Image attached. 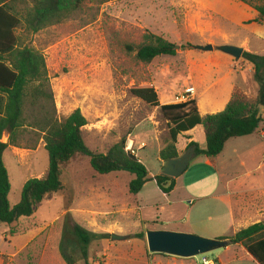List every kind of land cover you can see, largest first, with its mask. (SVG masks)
Here are the masks:
<instances>
[{"label": "rangeland", "instance_id": "rangeland-1", "mask_svg": "<svg viewBox=\"0 0 264 264\" xmlns=\"http://www.w3.org/2000/svg\"><path fill=\"white\" fill-rule=\"evenodd\" d=\"M258 18L238 0H87L65 22L24 35V43L45 56L59 121L79 109L88 122L86 144L97 153L131 137L135 156L149 173L159 175L160 151L171 140L169 124L159 107L151 108L132 90L154 87L160 103L167 105L184 102L189 87L208 101L238 86L254 100L262 85L252 64L196 47L241 44L244 51L264 53V22ZM148 34L174 44L177 54L149 64L138 61L136 51L147 43ZM2 140L9 141L7 133ZM19 144L21 148L10 146L4 154L11 208L19 204L25 183L43 178L49 166L41 134L28 129ZM193 165L185 177L202 176ZM129 178L128 172L100 175L88 159L77 158L63 170L57 194L32 217L2 227L0 264H67L59 247L65 227L76 224L97 235L89 248L92 264H202L204 258L231 264L227 260L235 257L241 259L234 264H257L233 244L190 259L149 252L147 232L176 228L191 207V197L183 198L182 190L164 194L154 181L133 195ZM180 198L181 213L167 206ZM113 234L127 239L114 241Z\"/></svg>", "mask_w": 264, "mask_h": 264}, {"label": "trees", "instance_id": "trees-1", "mask_svg": "<svg viewBox=\"0 0 264 264\" xmlns=\"http://www.w3.org/2000/svg\"><path fill=\"white\" fill-rule=\"evenodd\" d=\"M105 4L117 0H95ZM259 15L264 22V0H238ZM87 0H0V225H12L23 217H32L47 198L63 187L62 172L77 158L89 160L93 170L100 175L128 172L134 176L129 183L133 195L142 192L144 186L156 182L164 194L173 192L176 179L160 174L149 177V171L140 159L125 150V140L113 145L107 153L91 150L85 141L84 128L87 119L79 109L64 121H59L51 89L45 56L25 45L24 35L38 32L65 22L78 12ZM19 31L21 33H19ZM145 44L137 49L138 61L149 64L160 56H175L176 46L160 36L146 35ZM242 58L255 68L256 81L262 87L254 100H249L236 86L226 109L217 114L202 116L195 100L162 105L154 87L132 90V94L151 108L159 107L168 121L170 142L160 151V159L178 158L179 137L198 126L204 129L206 149L195 142L196 156L214 161L230 139L254 134L261 125L264 128V55L245 51ZM42 135L49 155V166L43 178L27 181L21 200L14 208L9 203L10 177L4 163V154L12 147L21 148L19 141L26 130ZM9 141L3 143L4 134ZM143 236V235H140ZM97 235L80 225L66 226L60 244L61 256L67 264H92L89 248ZM229 245H241L259 263L264 264V223L240 230L234 236L222 238ZM75 254H79L77 259ZM163 255V254H159Z\"/></svg>", "mask_w": 264, "mask_h": 264}, {"label": "crops", "instance_id": "crops-1", "mask_svg": "<svg viewBox=\"0 0 264 264\" xmlns=\"http://www.w3.org/2000/svg\"><path fill=\"white\" fill-rule=\"evenodd\" d=\"M229 45L241 47V44ZM248 52L264 55L260 52ZM226 56L231 58L229 55ZM235 87L232 88L231 92L226 91L219 97L208 101L200 100L195 92L194 95L186 96L184 102L195 100L198 111L202 116L217 114L226 109ZM261 114L264 115V108H261ZM192 142L197 143L200 149H206L205 133L201 126L179 137L178 151L180 155L188 149ZM164 164L161 160L162 170ZM192 164H194L193 169L200 168L202 176L191 175L185 177V173L176 179V186L171 194L182 190V193H180L182 197L190 196V203L192 204L182 217V222L180 224L176 223V228L172 231L200 234L211 239H222L234 236L240 230L247 228L246 223H264L263 125L252 135L230 139L226 143L224 151L214 161H210L205 156H195L188 171H186L187 174L190 172ZM155 176L157 175L149 173L150 178ZM133 179L134 176L129 178V183ZM205 191L208 192L205 193ZM182 203L183 200L180 198L178 201L169 202L167 206L175 208L178 213H181ZM213 208L216 210L214 211ZM252 216L255 218L251 220ZM211 224L214 225L211 226ZM5 225H0V234L2 227ZM153 231L159 230L153 229ZM0 239L2 240V236ZM234 246L245 250L244 256L259 264L243 246ZM239 259L241 258H230L227 263L234 264ZM216 262V264H223L221 259Z\"/></svg>", "mask_w": 264, "mask_h": 264}, {"label": "water", "instance_id": "water-1", "mask_svg": "<svg viewBox=\"0 0 264 264\" xmlns=\"http://www.w3.org/2000/svg\"><path fill=\"white\" fill-rule=\"evenodd\" d=\"M203 52L220 51L239 61L244 48L234 45H222L213 47L212 45L197 46ZM178 49V47H176ZM3 143H7L2 140ZM196 156V147L188 148L178 158L168 160L163 167L162 174L177 179L181 177L189 168ZM126 236L112 235V240L123 241ZM147 242L149 252L152 254H163L178 258L190 259L200 255H206L229 245L226 240L203 238L197 235L172 232V231H148Z\"/></svg>", "mask_w": 264, "mask_h": 264}, {"label": "built area", "instance_id": "built-area-1", "mask_svg": "<svg viewBox=\"0 0 264 264\" xmlns=\"http://www.w3.org/2000/svg\"><path fill=\"white\" fill-rule=\"evenodd\" d=\"M195 92H196V90H195L194 87H189V88H187L185 90L186 96L194 95ZM186 96L182 97L183 101L186 99ZM134 148H135L134 140L131 137H129L127 139V141L125 142V150H126V152H129V153L135 155ZM202 264H216V263L214 261H212V260L204 258L203 261H202Z\"/></svg>", "mask_w": 264, "mask_h": 264}]
</instances>
